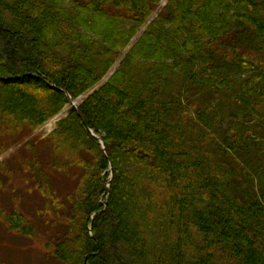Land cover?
Segmentation results:
<instances>
[{
    "label": "trees",
    "instance_id": "trees-1",
    "mask_svg": "<svg viewBox=\"0 0 264 264\" xmlns=\"http://www.w3.org/2000/svg\"><path fill=\"white\" fill-rule=\"evenodd\" d=\"M162 1L0 0V155L84 96L45 162L24 144L46 233L0 163V223L54 262L264 264V0H168L142 31Z\"/></svg>",
    "mask_w": 264,
    "mask_h": 264
},
{
    "label": "rangeland",
    "instance_id": "rangeland-1",
    "mask_svg": "<svg viewBox=\"0 0 264 264\" xmlns=\"http://www.w3.org/2000/svg\"><path fill=\"white\" fill-rule=\"evenodd\" d=\"M167 1L168 0L162 1L161 5L153 13L150 20L142 28V31L145 30L149 22L157 16V12L164 5H166ZM130 47H127L125 50L122 51L121 57L115 63L112 70L86 95L100 88L109 79L114 70L119 66L120 62L122 61L123 57L125 56ZM83 98L84 96L73 100L71 99L70 102L67 103L58 114L48 119L39 128L33 131V133L27 135L18 143H14L10 146V144L6 142V144L9 145V148L0 155V163L3 162V160L5 159L8 160V163H10L13 172L12 184L15 188L14 191H3L4 196L3 198H1V203L7 206H11L12 203L16 202L19 203V206L22 207L24 212L29 217H33L36 220L37 225L41 227V232H47V230H45L46 225L44 224V222H42V219H40V217L37 215V208L42 205V198L41 196H39L40 193H38L36 190L32 191L30 189L31 181L26 180V177L30 176V173H26L22 170L23 161L26 159V157L31 155L28 151L29 148L25 147L24 144L28 140L33 142L38 148H40V157L45 162L47 160L46 158H48L47 156H49V154L53 152V146L51 144L52 142L49 139L50 135L57 128L58 122L74 110V105L78 107L83 101ZM63 112L64 114H61ZM8 141L9 143L11 142L10 140ZM78 171L79 170L76 168L72 169L73 174H76V172L78 173ZM5 176L7 179L10 177V175ZM52 178L54 180L56 188L62 194L67 193L68 191L76 187V178L66 175L65 173H54L52 175ZM51 232H54V230H52ZM45 235L46 234L42 235V238L44 240L47 236ZM47 251L48 249L44 247L43 243L13 233L0 223V257L4 259L5 264H59L49 258V256L47 255Z\"/></svg>",
    "mask_w": 264,
    "mask_h": 264
},
{
    "label": "water",
    "instance_id": "water-1",
    "mask_svg": "<svg viewBox=\"0 0 264 264\" xmlns=\"http://www.w3.org/2000/svg\"><path fill=\"white\" fill-rule=\"evenodd\" d=\"M70 100H71V98H70ZM74 105V104H73ZM73 109H78V107H76V105H74V108ZM65 112V111H64ZM64 112L63 113H61V114H64ZM90 130V129H89ZM92 133H93V131L92 130H90ZM94 134V133H93ZM95 135V134H94ZM97 137V136H96ZM101 143H102V145H103V147H105V144H104V141L103 140H101Z\"/></svg>",
    "mask_w": 264,
    "mask_h": 264
}]
</instances>
